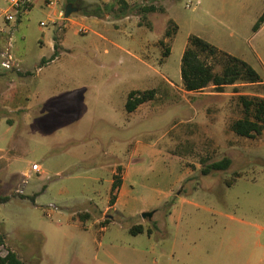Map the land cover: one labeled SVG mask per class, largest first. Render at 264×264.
<instances>
[{"label":"rangeland","instance_id":"1","mask_svg":"<svg viewBox=\"0 0 264 264\" xmlns=\"http://www.w3.org/2000/svg\"><path fill=\"white\" fill-rule=\"evenodd\" d=\"M62 2L79 8L71 20L51 22L44 2L32 0L27 13L7 24L1 16L6 4L0 0V25L5 28L0 60L8 36L15 57L17 50L34 59L58 57L41 73L30 71L33 83L20 93L8 92L14 86L7 75L20 68L0 69V196H9L0 202L1 253L12 249L25 264H82L73 254L77 247L100 242L101 247L115 245L116 258L110 264H204L203 232L216 216L206 208L222 209L250 223L251 231L264 232V129L244 137L230 128L243 115L239 94L264 96V23L252 29L264 11V0ZM150 4L157 9L144 14L141 7ZM169 19L178 30L170 42L165 39L172 47L164 66L171 81L166 87L153 70L161 68L164 48L159 40ZM79 25L88 31H79ZM191 34L247 61L262 82L226 85L222 91L213 85L184 90L180 61ZM207 62L221 70L215 58ZM150 88L158 89L156 97L129 114L124 108L128 93ZM3 99L9 106L15 101L30 107L9 110L1 106ZM139 143L155 146L147 151ZM8 147L14 154L11 171ZM225 156L231 159L227 169L203 173L204 166ZM113 161L117 165L111 174ZM34 162L43 172L32 173L24 193H18L21 176ZM127 163L126 183L133 197L129 207L138 211L136 219L156 209L153 217L143 218L152 227L183 200L178 230L167 226L164 234L134 235L112 224L102 232V224L86 220L90 234L77 225L83 220L72 219L71 213L85 212L92 200L109 191L110 179L122 182ZM235 172L241 176L228 186L226 179ZM218 199L228 204H215ZM49 203L57 206L50 216ZM186 233L193 235L190 257L179 244ZM123 247L124 254L119 252ZM105 261L101 253L94 264Z\"/></svg>","mask_w":264,"mask_h":264},{"label":"crops","instance_id":"2","mask_svg":"<svg viewBox=\"0 0 264 264\" xmlns=\"http://www.w3.org/2000/svg\"><path fill=\"white\" fill-rule=\"evenodd\" d=\"M42 1L44 2V0ZM54 41H53V52H54V47L56 45L54 44ZM0 42H2V37H0ZM111 42L113 45H116L119 48H121V50L124 53L127 54L129 53L127 48H125L121 44H118L114 41ZM171 52H172V47L170 49V54ZM15 53L17 55L16 58L20 62L21 67L19 69L20 71L16 73L7 74L11 79L8 80V82H11L10 85L12 87L14 86L12 91L9 89L8 92L20 93L21 91H24L22 89H25L26 86H28V84L33 83L34 74H29L30 71L34 72V69L36 71L40 67V70L35 73H41L45 67V64L51 63L58 58V57L56 58L51 57V60L48 61L49 56H45V55L41 56L39 59H34V58H29L23 51L17 50L15 51ZM170 54L164 59V61H160L159 59V62L161 64L160 70L157 71L155 68H152L155 69L153 71L157 72L162 80H166L169 84L171 83V81L165 75L167 69L164 68V66ZM104 58H107V56H105ZM122 64L125 63L123 62ZM0 69L3 68H1L0 66ZM146 102L141 103L132 112L138 111L142 107V105H144V103ZM2 103L4 104H2L1 106L9 110H19L21 108L28 109L30 107L28 104L21 105L20 103H16L15 101H13V105L9 106L5 104V99L2 100ZM132 112H128V113L130 114ZM139 144L138 147H142L144 150L147 151H151L152 150L151 148H153L152 146H155L154 143L151 144L139 143ZM6 152L8 154L7 156L11 159V162L8 164L9 165L8 168L10 170V167L12 166V160L14 154L10 147L6 148ZM133 152H135V148L132 150V153ZM116 165H117L116 161H113V164L109 165V167L111 168V174L115 173ZM123 166L125 168L123 171L124 173L122 176V182L121 185L115 191L114 202L112 204H110L109 202V192L113 181L112 179H110L109 191L104 196H102L100 200H98L97 202H94L92 200L90 206L87 209L83 210L90 214L89 217L84 221H78L79 223L77 225L81 227L83 231L90 234L91 232H89L88 230L90 226L88 223H86V220H92L93 224L96 223L102 224L101 227L99 228L100 231L102 232L107 231L112 224L116 225L117 228H124L127 231H129V228L131 226L141 224L144 227V231L139 233L147 232L146 230L150 229V233L147 232L149 236L153 235L157 231L162 232L164 234L167 226H173L176 230H178L181 227V223L183 219V204H182L183 200L179 204L173 205V207L165 213L163 221L160 223H157V221L154 222L155 224L152 227H149L148 223L144 222L143 220L144 217L142 215H140L139 219H136V215L138 214V211L136 209L129 207V204L132 201L133 197L131 195L132 194L131 188H129L126 183L128 176L127 174L128 163L127 165H123ZM214 203L219 205H226L228 204V200L218 199L215 200ZM155 210L151 215L152 217L156 213ZM206 210L211 211V213H214V215L216 216L213 218L212 221H209L205 225L206 228L204 229L203 232L204 264H264V232L261 231L263 228H261L260 230L251 231L249 229L250 223H248L243 219H238L234 217L232 214L225 213L222 209L215 210V209L206 208ZM73 214L74 212L71 213V216ZM128 221H134V222L128 225L127 223ZM116 230L112 232V234L113 233L116 234ZM81 238L82 239L84 238L83 233ZM94 241L95 239L93 238L91 242ZM191 242H194L193 235H189L186 233L185 235L182 236V239L180 240L179 243L180 248L182 250H184L185 248L187 249L189 257L191 256V252L188 250V247L190 246ZM114 246L101 247L100 242H98L95 245L94 244L90 245L89 243H87L78 246L73 254L74 256H76V259L80 260L82 264H94L100 258V254L102 253L106 257V261L103 263L110 264V261L116 258L115 252L113 251V249L115 248ZM120 249H124V251H119V252H122L123 254L126 253L125 247ZM160 253L164 254L165 251L162 250ZM120 257L124 258L125 255Z\"/></svg>","mask_w":264,"mask_h":264},{"label":"trees","instance_id":"3","mask_svg":"<svg viewBox=\"0 0 264 264\" xmlns=\"http://www.w3.org/2000/svg\"><path fill=\"white\" fill-rule=\"evenodd\" d=\"M157 7L153 4L142 6L141 11L144 14L155 11ZM145 17V16H144ZM264 23V11L258 17L253 25V31H257ZM150 26V23L147 22ZM178 30V25L173 19L168 20V26L164 32V38L159 40V45L164 49L161 52L160 61L170 54V40L175 36ZM167 39L169 42H167ZM215 58L221 65L220 71H215L214 67L207 62V58ZM180 78L181 83L186 91H199L209 85H213L218 91L226 85L237 83L255 84L261 83L262 79L257 70L244 59L228 54L207 40L197 36L189 35L187 43L181 55L180 61ZM166 87L170 84L163 80ZM165 87V89H166ZM158 89L150 88L145 90H132L128 93V97L124 103V108L127 112L134 111L141 103L153 100L156 97ZM239 101L242 105L243 115L240 118L234 119L230 128L233 132L244 137H255L260 135L264 129V96L239 94ZM231 163L229 157H223L221 160L212 161L204 166L203 173H208L211 170L227 169ZM241 176V172H235V175L226 179V184L232 185L237 177ZM121 181L115 177L111 184V195L109 202L112 204L115 200V191L120 186ZM35 196H31L34 200ZM9 196H0V202L7 201ZM88 212H79L72 215V219L85 220L89 217ZM132 234L144 231L141 224L133 225L129 228ZM150 233V230H146ZM4 244V235L0 234V247ZM40 259V256L38 260ZM0 264H25L23 260L12 249H8L5 254L0 250Z\"/></svg>","mask_w":264,"mask_h":264},{"label":"built area","instance_id":"4","mask_svg":"<svg viewBox=\"0 0 264 264\" xmlns=\"http://www.w3.org/2000/svg\"><path fill=\"white\" fill-rule=\"evenodd\" d=\"M6 4V7L1 11V16L4 19L5 23H10L13 21H16L19 15H24L27 13L31 6H32V0H3ZM44 5L48 9L47 15L48 19L51 22H54L58 19H68L71 20V16L65 17L64 16V4L62 0H44ZM41 24H44V22H41ZM79 31L81 32H87L88 28L83 25H79ZM5 32V28L0 25V34L3 35ZM0 66L5 70L10 69H19L20 68V62L17 60L13 53V46H12V40L11 37L8 36L5 39V42L3 43L2 51H1V60H0ZM40 70V67L37 69V71ZM43 172L42 167L39 163L34 162L30 165V167L26 170V172L23 173L21 176L17 186L16 191L18 193H24V186L26 185L28 178L32 173H41ZM57 206L54 203H49L47 205V215H51V211L53 209H56Z\"/></svg>","mask_w":264,"mask_h":264},{"label":"water","instance_id":"5","mask_svg":"<svg viewBox=\"0 0 264 264\" xmlns=\"http://www.w3.org/2000/svg\"><path fill=\"white\" fill-rule=\"evenodd\" d=\"M79 10L78 7H76L72 2H68L64 6V16L68 17L72 13L77 12ZM153 211H144L141 213L143 217H150L152 215Z\"/></svg>","mask_w":264,"mask_h":264}]
</instances>
